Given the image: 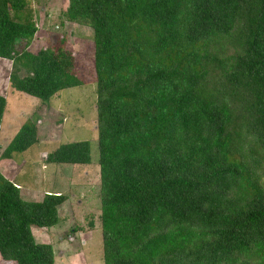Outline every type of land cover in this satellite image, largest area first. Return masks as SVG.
<instances>
[{"label":"trees","instance_id":"16d2710c","mask_svg":"<svg viewBox=\"0 0 264 264\" xmlns=\"http://www.w3.org/2000/svg\"><path fill=\"white\" fill-rule=\"evenodd\" d=\"M64 15L91 30L102 264H264V0H68ZM35 32L27 0H0L11 89L81 86L65 46L28 49ZM37 140L26 118L0 159ZM42 161L88 164L89 144ZM65 199H22L0 173V259L53 264L30 227Z\"/></svg>","mask_w":264,"mask_h":264},{"label":"rangeland","instance_id":"374dc122","mask_svg":"<svg viewBox=\"0 0 264 264\" xmlns=\"http://www.w3.org/2000/svg\"><path fill=\"white\" fill-rule=\"evenodd\" d=\"M27 1L36 26L28 49L65 46L82 85L60 90L41 102L11 89L7 80L10 61L0 59V94L5 98L0 152L26 118L34 120L38 137L26 150L0 159V173L16 184L22 199L37 201L46 193L65 196L55 225L30 227L35 242L51 245L53 264H102L91 30L66 19L68 0ZM81 140L89 144L88 164L42 161L57 145ZM0 264L13 262L0 260Z\"/></svg>","mask_w":264,"mask_h":264},{"label":"crops","instance_id":"0c3cea01","mask_svg":"<svg viewBox=\"0 0 264 264\" xmlns=\"http://www.w3.org/2000/svg\"><path fill=\"white\" fill-rule=\"evenodd\" d=\"M35 52V51H34ZM1 95V94H0ZM1 96H3V95H1ZM4 97V96H3ZM3 115H4V112H3ZM3 115H2V118H3ZM1 125H2V120H1V123H0V127H1ZM21 125V124H20ZM18 128V127H17ZM17 130V129H16ZM9 141V140H8ZM1 260V259H0ZM3 262V261H2ZM9 262H11V261H9ZM13 264H15V263H13Z\"/></svg>","mask_w":264,"mask_h":264}]
</instances>
